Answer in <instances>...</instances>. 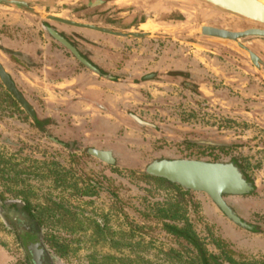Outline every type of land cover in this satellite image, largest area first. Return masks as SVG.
I'll return each instance as SVG.
<instances>
[{
  "label": "rangeland",
  "instance_id": "1",
  "mask_svg": "<svg viewBox=\"0 0 264 264\" xmlns=\"http://www.w3.org/2000/svg\"><path fill=\"white\" fill-rule=\"evenodd\" d=\"M170 5L172 17L181 13L182 19L159 22L160 8L149 12L154 15L142 26L151 42L144 44L153 43L149 53V57L153 53V66L137 67L138 54L128 45L129 66L105 68L116 77L111 79L88 68L59 67L72 59L68 53H54L58 52L55 45L59 47L55 42L49 48L54 55L47 54L46 61L35 60L32 68L12 66L11 58L16 55L7 49L10 43L1 30L10 24L6 20L16 18H6L4 13L42 18L47 10L35 7L33 15L0 4V62L35 112L34 119L0 80V194L25 195L32 210L55 199L67 207L68 226L83 219L75 226L79 230L66 232L60 220L44 217L42 236L66 234L73 247L59 254L42 237L54 264H97L92 260L108 253L170 264L173 259L165 253L170 246L191 253L192 247L165 231L152 216L157 203L179 197V193L167 183L141 177L146 164L165 157L212 162L236 158L243 163L255 188L248 193H225L224 197L246 221L261 226V232L233 221L203 191L185 193L186 213L221 262L235 264L234 259L264 264V77L234 41L205 38L198 29L206 22L244 26L247 20L204 0H171ZM110 13L115 16L116 10ZM25 27L16 36L34 39L36 44L21 45V49L31 51L46 43L39 22L27 21ZM18 47L19 41L12 46ZM38 49L42 55L48 46ZM82 50L95 62H102L96 47ZM258 50L264 55L263 49ZM42 62L53 66L39 67ZM180 69L185 71L183 76L176 74ZM80 70L88 71L91 79L65 78ZM150 73L156 77H143ZM129 112L155 129L140 127ZM89 147L112 150L115 161L96 158L88 153ZM55 169L63 172V181L53 176ZM92 219L105 222L104 236L93 238ZM217 235L226 240L222 246L213 241ZM26 257L15 231L0 216V264H28Z\"/></svg>",
  "mask_w": 264,
  "mask_h": 264
},
{
  "label": "flooded vegetation",
  "instance_id": "2",
  "mask_svg": "<svg viewBox=\"0 0 264 264\" xmlns=\"http://www.w3.org/2000/svg\"><path fill=\"white\" fill-rule=\"evenodd\" d=\"M25 1L30 4L33 8L39 7L44 8L46 11L45 16L42 18L32 17V15H23L21 13L17 14L16 12H8L5 13V17H14L15 20H6V23H10L6 25V28L1 30L4 36L8 39L10 45L7 47L11 54L16 56H12L11 60L14 63L12 66L16 68H32L34 67L31 65L35 60L46 59L48 57L47 54H52V51H49L55 43L59 45L55 48L60 54H66L71 56L70 63L58 65L59 67H67V68H74V69H83L88 68L84 65L79 59H77L74 53L68 49L62 42H60L56 37H54L51 32L49 31V27L53 28L57 32H59L62 36H64L71 44L76 48L79 54L91 62L98 70H105V68H113V67H120V68H127L129 65L127 64L126 60L127 57L125 54L131 50L128 48V45L132 46L133 52L138 54V62L140 61L137 67L145 68L148 66H153V53L149 57V53L154 50L153 43L151 45H145L144 43H151L150 39H148L147 35L145 36H133V34L128 35H119V34H112L108 32H100L84 27H78L74 24H70L64 21L52 19L46 17V14H53L57 16H61L68 19H73L77 22L83 23H92L99 26H106L116 30L122 31H132L133 33H146L149 34L148 31L142 30V26L146 25L151 15L149 12L159 11V18L160 21L171 20L172 18H180L182 19L183 15L178 13L176 16H173L171 13V0H158L156 3L154 0H20ZM173 1V0H172ZM180 3H185V0H177ZM0 4L6 5L10 9H17L20 10L17 4L15 3H8L2 2ZM216 7V6H215ZM116 10L115 16L113 13H110L112 10ZM226 10V9H225ZM229 11V10H227ZM231 12V11H230ZM177 13V12H176ZM237 16L244 18L246 21V25L240 26V23H233L231 22L230 25L223 23L221 26H217L216 24H208L206 25L216 26V27H226L228 29L233 30H242L245 28H257V29H264V24L252 20L249 17H245L241 14L232 12ZM31 14V13H30ZM34 15V14H33ZM143 15V17H142ZM120 17V19H119ZM158 17V16H157ZM21 20V21H19ZM29 21L32 24L35 22H39V27L41 34L46 37V43L42 46L37 47L35 50L26 51L20 48L21 45H31L35 43L34 39L27 40V37H17L16 34L21 30L20 28H24L26 22ZM239 22V20H238ZM26 28V27H25ZM68 33H72V36L68 35ZM89 31H91L89 33ZM202 37L204 35L200 34ZM18 38L19 40H17ZM33 38V37H32ZM205 38H212V37H205ZM216 39V38H215ZM230 40V39H229ZM19 41V47L12 48V46ZM30 41V42H29ZM76 41H80L82 45H78ZM249 41V42H248ZM259 42L264 43V36H256V35H246V44L249 48L256 53L262 60H264V55L260 54L258 49H263ZM250 43V44H249ZM36 44V43H35ZM46 51L43 50L42 55L39 54L38 48H46ZM90 46L96 47L100 52V59L102 62L97 63L95 62L89 54L83 52L82 49H88ZM264 50V49H263ZM138 51V52H137ZM148 51V52H147ZM54 53L52 55H54ZM117 55V56H116ZM43 56V58L39 57ZM117 57L121 60L118 61ZM26 61H20V60ZM25 62H28L29 65H24ZM42 62L43 68L51 67L53 64ZM89 69V68H88ZM90 70V69H89ZM105 72V71H104ZM184 70H176V74L179 76L184 75ZM102 77H107L111 79H115L114 75L106 72L104 75L97 73ZM149 75V74H148ZM151 77L154 78L155 73H150ZM144 75L143 77H145ZM185 78H188L185 76ZM184 84L190 85V87L194 90H197L198 87L196 85L191 84L186 80H182ZM131 113V112H129ZM132 114V113H131ZM131 116V115H130ZM137 116V115H136ZM138 117V116H137ZM132 118V117H131ZM140 118V117H138ZM133 119V118H132ZM140 127H150L155 129V125L147 122L146 125H140ZM112 151V150H111ZM113 154V152H112ZM114 156V154H113ZM160 159V158H159ZM115 161V156H114ZM113 161V162H114ZM232 161V160H230ZM233 162V161H232ZM0 216L7 226L11 227L18 238L19 243L24 249L25 254L28 256L31 264H50L48 256L43 252L38 244L40 238L42 236V230L40 225L36 222L34 217L31 215L30 211L27 209L25 203L14 197H0ZM38 246V247H37ZM41 249V250H40ZM37 250V251H36ZM36 254V260L32 259V254Z\"/></svg>",
  "mask_w": 264,
  "mask_h": 264
},
{
  "label": "water",
  "instance_id": "3",
  "mask_svg": "<svg viewBox=\"0 0 264 264\" xmlns=\"http://www.w3.org/2000/svg\"><path fill=\"white\" fill-rule=\"evenodd\" d=\"M216 7H221L226 10L241 14L245 17H249L252 20L259 21L264 24V0H204ZM8 2L15 3L21 10L36 13L35 8L25 1L20 0H0V3ZM46 17L64 21L70 24H74L78 27H84L100 32H108L112 34L133 36H145L146 33H133L132 31L116 30L110 27H102L92 23L77 22L73 19L64 18L61 16L46 14ZM51 34L62 42L68 49H70L75 57L79 59L90 70L99 73L100 71L87 59L82 57L73 44L70 43L64 36L53 28H48ZM200 34L205 37L212 38H224L234 41L239 47L240 51L246 54V57L254 66V68L264 77V61L254 53L249 46L245 43L246 35L264 36V29L257 28H245L242 30H233L226 27H216L206 24L199 25ZM151 77L146 75L145 78ZM0 80L12 96L16 99L18 104L35 119V112L31 104L16 87L14 80L10 77L9 72L4 65L0 62ZM131 117L139 124L146 125L147 122L138 118L136 115L131 114ZM88 153L96 158L113 163L114 156L110 149H97L89 147ZM145 171L157 176L167 177L174 180L185 187L192 190L203 191L213 200L218 208L231 218L236 223L245 226L248 229L252 228V224L244 217H242L232 205L225 199V193H245L251 192L254 189V184L251 180H248L246 175L242 172L240 167L232 161L212 162L202 159H191L189 157H165L160 159H154L150 163L146 164ZM43 252L48 256L50 264H54V259L51 253L47 251L42 237L38 243ZM38 247V246H37ZM40 249V250H41ZM37 251V250H36ZM32 254V259L36 260V254ZM218 264H226L221 261Z\"/></svg>",
  "mask_w": 264,
  "mask_h": 264
},
{
  "label": "trees",
  "instance_id": "4",
  "mask_svg": "<svg viewBox=\"0 0 264 264\" xmlns=\"http://www.w3.org/2000/svg\"><path fill=\"white\" fill-rule=\"evenodd\" d=\"M99 71L101 75H104L106 73L103 70H99ZM4 91H5L4 92L5 95L8 96L10 100L15 102L14 98L10 95V93L6 89ZM15 104L18 108H20L17 103ZM231 160L240 167L244 175H246L247 179L251 180L254 184L253 179L245 171L243 167V163L239 162L236 158H231ZM51 172L58 181H63L64 175L62 171L55 169L52 170ZM141 177L152 178L158 180L159 182L167 183L168 185L173 186L174 189H176V191L180 195L179 197L176 196V198L173 199L170 198L166 200V202L157 203L154 206L152 212V216L161 221L162 228L165 231H168L173 235L182 238L187 243L188 246L192 247L191 250H189L191 253L185 252V254L181 248H177L174 246H170L169 248H167V250L165 251L166 256H169L170 258L173 259V261H171L170 259V264H218V262L220 261V256L216 254V252L209 250L206 242L204 241V237L197 232V230L194 228L193 224L189 220L188 215L186 213L187 197L185 196V193L188 192L190 193L191 189L167 177L150 174L145 170L141 172ZM254 188H255V184H254ZM0 197L4 198L5 196L0 194ZM17 198L25 203L27 209L30 211L31 215L35 218V220L37 221L38 225H40V227L43 224L44 217L45 219L50 217H55L65 225L64 226L65 231L67 230L73 232L75 230H79L76 229L75 226L79 223L81 224L83 221V219H81L82 220L81 222L80 220H78L75 225L68 226L67 223L68 220L70 219L69 218L70 215L67 211V207H65L63 203L58 200L51 199L49 203L45 206H42L40 210H32L28 197L24 195V197H17ZM178 218L181 219V221H179ZM90 222H91V227H90L91 235H93V238L104 236L105 230H107L105 226V222L96 219H92L90 220ZM251 224H252L251 230L253 232H261L263 230L261 226L255 223H251ZM43 237L44 239H48L50 244L54 247L53 250H55L56 253L63 254L67 252L69 249L73 250L71 239L66 234L51 232L50 236H46L44 234ZM213 241L216 245L219 246H222L224 243H226V240L224 241L222 237L218 235L213 236ZM229 249L232 250L230 247ZM26 258H27V263L31 264L28 257ZM97 260L100 262H98ZM97 260L94 259L92 261L97 264H152L151 262H148V260L145 259L144 260L131 259L129 254H125V257L122 258L121 256H118L116 254L108 253L102 255V257L100 258H97ZM232 260L235 261V264H246L244 263L243 260H234V259Z\"/></svg>",
  "mask_w": 264,
  "mask_h": 264
},
{
  "label": "crops",
  "instance_id": "5",
  "mask_svg": "<svg viewBox=\"0 0 264 264\" xmlns=\"http://www.w3.org/2000/svg\"><path fill=\"white\" fill-rule=\"evenodd\" d=\"M21 10V9H20ZM20 10H19V12H20ZM23 11H25V10H23ZM30 13V12H29ZM31 14H35V13H31ZM3 16H6L5 15V13H4V15ZM208 24H213V23H211V22H208ZM258 43L260 44V46L264 49V43L263 42H259L258 41ZM264 61V60H263ZM74 70H76V69H74ZM78 70V69H77ZM81 72H79V73H76L75 75L74 74H72V75H67V77H65V78H67L68 80H70V79H72V77L74 78V80L76 79H80L81 77L82 78H85V79H87V80H89V79H91V76L92 75H90V73H87L88 71H85V70H80ZM74 75V76H73Z\"/></svg>",
  "mask_w": 264,
  "mask_h": 264
}]
</instances>
